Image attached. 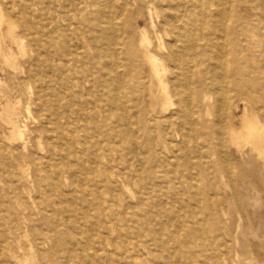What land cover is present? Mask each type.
<instances>
[{
	"label": "rangeland",
	"instance_id": "1",
	"mask_svg": "<svg viewBox=\"0 0 264 264\" xmlns=\"http://www.w3.org/2000/svg\"><path fill=\"white\" fill-rule=\"evenodd\" d=\"M48 2L50 13L46 17L52 21L56 6L53 0ZM128 3L118 21L122 34L117 53L112 56L119 75L128 71L133 74L127 91L133 100L125 99L130 113L127 118L108 98L99 100L101 93L107 95L108 88L99 83L104 76L103 61L92 50L91 39L81 41L76 36L69 43L61 32H54L64 25L60 20L44 31L37 28V51H32L28 37H23V50L7 43L18 70L4 64L0 56V91L5 88L0 92V114L7 103L15 105L17 123L23 131L27 129L25 141L29 148L38 144L41 155L37 166L27 162L22 169L5 153L7 147H22V143L0 145V264H123L117 256L107 259L103 254L104 231L93 228L101 208L91 194L99 186L96 175L128 174L129 170L141 178L132 186L133 191L154 195L145 210L161 238V252L154 253L158 263L264 264V158L250 145L228 143L225 149L220 148L218 126L223 115L210 80L215 68L208 63L203 47L197 51L200 68L194 72L191 86L196 93L194 109L201 115L193 134L189 137L188 129L181 130L180 122L175 128L165 122L177 112L172 85L168 91L175 108L170 107L168 113L157 109L153 115L142 111L136 95L137 75L146 77L149 69L131 67L135 56L126 51V46L137 44L144 29L152 42L151 53L168 71L164 81L173 84L174 61L166 47L162 51L157 48L169 39L148 0ZM263 7L261 0H235V27L241 24L247 36L231 43L222 81L229 113L239 104L237 118L246 107L264 125V45L259 35L264 25ZM0 8L5 16L7 10L17 14L8 0H0ZM82 24L88 26L84 21ZM17 32L21 34L20 29ZM37 91L42 92L41 101L37 100ZM205 95L209 96L206 101ZM88 104L98 105L97 116L81 112ZM28 108L30 117L25 112ZM229 125L224 124L226 130ZM239 125L237 119L235 126ZM40 126L46 133L28 140L30 131ZM7 132L0 128V139ZM184 136L189 140L186 146ZM158 192L164 200L155 197ZM134 211L142 214L139 208ZM77 223H81L80 229ZM132 242L136 243L119 242L117 255L133 256ZM140 258L144 264H153L155 257L144 254Z\"/></svg>",
	"mask_w": 264,
	"mask_h": 264
},
{
	"label": "bare ground",
	"instance_id": "2",
	"mask_svg": "<svg viewBox=\"0 0 264 264\" xmlns=\"http://www.w3.org/2000/svg\"><path fill=\"white\" fill-rule=\"evenodd\" d=\"M8 1L9 6H11L13 11H17V14L11 15L7 10V16H5L0 8V56L4 64L15 71L18 66L16 59L13 58L15 55L12 53L11 45H16L19 50H23V37H28L30 38L32 51H37V28L44 31L48 29L49 24L58 25V20H60L64 25H59L54 32H61L69 43L76 36L81 41L87 38L91 39L90 45L92 50L95 52L97 58L103 61L102 71L104 72V76L99 80V83L102 87L105 86L108 88L107 95L101 93L99 100L103 102L104 98H108V101L114 104L124 118L128 117L130 113L125 99L129 97L127 95L128 83L133 74L128 71L122 76L119 75L116 70L118 63L112 58L117 53L118 38L122 34L118 27V21L122 17L123 11L130 6L128 0L123 1V4H121L122 0H53V6H56V14L52 21L46 17L50 13V3L48 1L51 0ZM148 2L157 17L161 18L163 32L166 38L169 39L165 46L159 44L157 48L162 51V47H166L173 58L174 66L172 71L175 84L170 80L164 81V75H167L166 73L168 71H165L162 62L151 53V49L153 48L152 42L143 29L139 42L126 46V51H129L135 56V61L131 62L130 66L135 70L144 66H147L149 69L148 76L140 77L137 75L139 88L136 95H138L139 102L142 104V111L149 115H153L157 109H161V112H167L170 107H173V96L178 102L177 112L167 117L165 122L171 128H175L176 122H180L182 126L181 130L188 129L190 132L189 137L193 134L196 120L201 115L194 109L193 99L196 93L192 90L191 86L194 72L200 68V63L196 59L197 51L203 47L208 54V63L215 68L214 74L212 72L210 74V80L216 91L220 106L219 110L221 115H223L221 124L218 126L220 148L225 149L228 143L236 147L250 145L254 150L253 152L255 153L256 151L263 159L264 125L246 107L242 116L237 118L235 112L239 110V104L233 105V111L229 113L227 94L222 81L226 71L225 60L231 43L235 39L240 41L244 36H247L241 24L235 27V21L233 19L235 0H148ZM261 3L264 6V0H261ZM60 10L63 11V14L59 13ZM83 21L88 24L87 27L83 26ZM18 29L21 30V34L17 32ZM259 35L264 45V25L260 28ZM141 56L143 58L142 60L140 59ZM19 58L21 60V57ZM117 59L119 60V58ZM7 66L6 68H8ZM262 79L264 83V67L262 70ZM3 84H5L4 81ZM169 85H172V96L168 91ZM262 87L264 88V84ZM3 91L0 92L3 93ZM42 97V92L37 91V100L41 101ZM208 97V95H205L203 100L206 101ZM129 98L131 101L133 100V98ZM16 101L18 102V100ZM92 105L95 104L86 105V107L82 108L81 112L83 114L86 112L97 116L99 108L96 106L98 105L96 104L94 107ZM14 106L10 102L7 103L4 112L0 114V128L9 131L0 139V145L4 144V142L11 145L14 142L17 143V141H20L22 147H7L5 153L11 155L22 169L24 163L27 162L30 165L37 166L38 161L41 159L38 144H35L33 148H29L24 138V131L27 129L24 127L25 129L23 131L18 125V120L16 119L17 112ZM28 111L29 108L25 112L28 113ZM29 115L28 113L27 116L30 117ZM237 119L240 122L239 127L235 126ZM224 124H230L229 130L225 129ZM181 126L178 128H181ZM37 133L45 134L46 129L43 126H40L39 129H32L30 131V139L28 140L32 141ZM39 140L41 141V138ZM40 141L38 142L41 143ZM182 142L186 146L189 140L184 136ZM137 160L136 162L138 163ZM83 173L86 175L85 172ZM98 176L96 175L94 179L99 186L96 192L91 194V197L94 201L99 202L101 208L98 223L93 228L99 227L104 231L102 235L105 241L103 242L105 247L103 254L108 257L107 259H110L112 256H117L118 262H123V264H144L140 257L146 254L150 257H155L153 264H160L154 253L161 252L159 248L161 238L156 229L152 228L153 223L150 221L149 214L145 210L149 198L152 199L154 195L150 192L135 193L133 191L132 186L138 185L141 182V178L137 179V177H134L135 173L132 170H129L128 174L119 171L118 173L108 172L107 175L100 174ZM65 184H68V182ZM110 188H113L112 193ZM108 195H110L109 200L106 199ZM155 197L163 198V200L165 198L161 192H158ZM135 208L142 210L140 216L136 215ZM131 219L134 220V223H130L132 221ZM77 224V228L80 229L81 223ZM128 240L136 241L135 244L134 242L130 243L133 246V256H127L128 254L117 255L118 243L122 242L125 244ZM167 264L171 263L167 262Z\"/></svg>",
	"mask_w": 264,
	"mask_h": 264
}]
</instances>
